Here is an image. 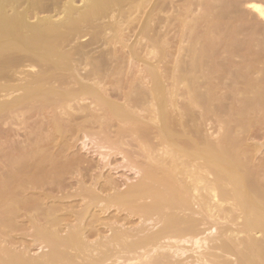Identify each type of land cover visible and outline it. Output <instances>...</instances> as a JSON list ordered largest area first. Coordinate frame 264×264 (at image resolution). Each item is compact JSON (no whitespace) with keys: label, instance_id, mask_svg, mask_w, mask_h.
Returning a JSON list of instances; mask_svg holds the SVG:
<instances>
[{"label":"bare ground","instance_id":"1","mask_svg":"<svg viewBox=\"0 0 264 264\" xmlns=\"http://www.w3.org/2000/svg\"><path fill=\"white\" fill-rule=\"evenodd\" d=\"M136 1L137 0H83V5L78 7L75 5V0H0V97L3 95H1V93L4 92L5 94L14 89L9 82L19 80L14 78V76L17 77L19 73V67L27 63L26 66L37 68L34 74L28 77L25 75L27 78L21 79V82L17 84L18 86L16 85V91H23L21 92L23 93L22 96L14 101L8 100L1 102L0 100V121H5L6 119L4 118H6L7 115L19 109H28L29 111L34 109L37 113V111L43 107L47 112L41 114V112H44L42 110L41 112L39 111L40 114H38L42 116V119H47L50 114L47 117L45 116L46 118H44V115H47L48 112L51 113L50 110L56 109L57 111L61 109L64 111L67 108H73L72 105L78 103L76 101H84V99L85 102H87L86 99H90L88 100L89 102H94L93 107L95 105V108L97 106L99 107L100 111L96 110V112L100 113L102 111L105 114L101 112L103 116L109 115L107 118L103 116L102 118L99 114L98 117L95 116L91 119V116L96 114L91 112L92 110L94 111V109L88 110L90 105L88 107V103L86 105L85 102L83 103L86 107H82L83 105L81 106L82 108L79 107L81 108L79 114L77 113L79 108H77L78 110L76 113L74 112L75 115H83L84 118H82V120H85L82 121L85 123H81V126L78 127L76 124H73L76 125V127L72 128V123L77 119V116L66 114L65 112L64 116L66 115V119L54 117L53 115L58 113H51L53 117L51 115L49 117L53 119L50 118L52 119L50 122H48L49 120H42L41 117L37 115L38 119L37 121L34 120L35 123L39 121V118L40 121L48 122V125L51 126V129H49L50 134L47 133L48 135L43 136L40 133V131L43 130L42 132H44V130H46L44 129L46 123H44L43 129L41 127L39 130H42H38L42 138L40 135L31 132L29 134L32 138L35 137V135L41 138L38 140V138L35 137L36 139L33 138L34 140H32V138H29L30 135L26 134L24 140L28 139L27 144L34 146L31 147L29 145L28 148L26 144L24 147L27 148L23 149L24 147H22L21 150L16 149V152H14L15 150H13L11 146V148H7L6 146L9 147L10 144L14 143L17 139H15L16 134L17 137H19V133L14 132L15 135L13 136L15 137L9 135L12 137V139L9 138L11 139L10 141L6 139L8 136L5 137V131L1 133L3 128L0 125V134L4 135H1V137H3L1 140L3 141L0 142L3 143L8 141L7 144L11 142L9 145L6 144L3 146L0 143V237L2 238L8 235V237L11 238L14 233L18 234L19 232L29 230L28 233L20 237L26 236L25 238L28 237L29 240L32 241L28 240L31 244L27 243L29 245L26 246L27 244H23L26 242V240H24L25 238H22V240L25 241H22V244H17V241L13 238V240H15V243H13L15 245L13 246L12 243H10L13 240L9 238L10 240L7 242L8 245L13 246L11 248L5 243L2 244L1 240L0 264H75V262L79 264H102L108 260L111 261L114 259L117 261L120 259L123 262H129L131 258L137 259V261L134 260L136 264H180L182 261H176V259L173 258L175 256L172 254L183 255V252H181L182 249L175 248V251L172 253L173 250L171 251V248L173 246L171 241L174 240V244L176 243L178 246H180L182 242H191L192 246L194 243L199 249L200 243L202 242H200L202 239L198 238L202 234V230L199 229L200 226L207 227V229H204L205 231L216 226L218 229L222 227L220 231L224 232V235L229 231L226 226L223 227V225L220 226V224L218 226L217 220L220 219L223 221L227 220L225 223L227 226H235L237 232H235L236 235L232 240H234V238L238 240V236L240 238L243 235V237L240 238L241 240L239 241L234 240L232 242L229 238L227 239L228 241L223 238L225 242L227 241L226 243H230H221L219 249H222L224 251L223 253L226 252L229 253V255L238 256L237 259L239 258V264L264 263V164H262L264 158L261 161L257 157L264 149V145H260L257 141V135H255L257 136L256 138L253 135L258 142L257 144L255 143L256 141L253 140L254 138L252 139V133L254 131L252 129L256 128L255 134H258L257 130H261V123L264 121V64H262V62L264 63V24H261V21H264V0L226 1L227 5L231 3L232 7L244 4V7L247 6V8L251 10V16L256 20V25H254L252 21V26L254 27L251 28L252 30L256 29L257 33L254 32L256 36H259V40L255 39L256 43H254L255 40H250L251 44L248 41H244L245 43H242L244 44L243 50L239 36L240 32L242 33V31H245V25L247 26V24L250 23L246 22L247 24H245V21H247L249 17L245 20V14L244 17H242L243 14L239 17L240 14L236 13V15L238 14L236 17L237 22L235 23L230 19L234 22L233 25L239 23V25H237L238 27L234 25L237 30L236 32L234 31L236 34L232 32L235 37L230 41L232 45L230 44L231 48L229 46V49H231L232 52L230 53H232V55H229V57L232 56V62L231 67L229 66V74H227V78L231 84L232 81L234 83L232 86L235 91L232 92L234 96L231 102H233V111L234 114L237 115L236 117L239 119V122L235 124L236 126L234 123L237 122V120L235 122L232 121L233 124L228 123L229 127H231L230 125L235 126V128L233 126L235 134H232V128L228 127L227 132H224L225 134L222 135V138L220 140L215 139L214 141V138L211 140V137H206L202 132L203 126L206 125L204 122H206V118L209 114L215 115L209 113L212 106H214V96L211 94L212 91L210 89L208 90H210L211 93L207 90L208 93L206 94L198 91L199 89L197 88L193 89L191 87L193 86L192 84L184 82L187 79L186 77H188L187 71L190 67L187 71L184 70L187 72L186 76L182 75L184 72L177 66L175 71L171 70L174 72V75H172L173 83L170 89L171 91L169 90L170 92H168L165 85L160 81L156 70L153 68L149 69L151 67H144L148 69L145 70L147 71V73L145 72L146 80H148L146 87L142 84L145 80L142 81L140 75V78L133 80L130 86L129 83H126L129 86H127L128 90L124 88L126 85H124L125 82H123L122 85L124 87H121H123V90L126 89L128 93L125 92V95L122 93L124 98L121 100V103L119 102L122 98L121 96L119 100L115 99L117 88H119L118 91L122 90L119 84L114 85V88L109 85L111 87L109 90L111 91L101 90L100 87L105 85L106 81L103 79V75L102 78H100L99 75L102 68H107L109 66L108 63L110 61L107 58L108 55L106 57V55L103 54L105 52H102L103 55L101 54V56L97 58V54L100 53V50L95 54L97 57L95 55L93 56V59H96L94 62L92 61L93 59L89 57L91 55L88 56V51L85 48L86 46L84 47L80 43L78 45L76 40L83 38V36L85 38L86 35L91 34V44L96 43V45H98V43L100 44V41H102L105 43V46L103 45L104 47H106V44L112 46L113 43L119 45L123 40L121 39L123 37L119 34V32H121L120 27L126 21L130 22V20L128 21L124 16L130 13L132 17L138 13L136 5L139 3V0ZM135 3L136 5H134ZM234 8L232 9L234 10ZM114 13L118 15L119 21H122L121 24L118 20L116 21L118 18H116L117 15L115 16ZM254 13H256L257 16H254ZM42 14L47 15L41 16ZM109 15L113 16L110 17ZM209 15H211L210 12ZM54 16H59V18L54 20ZM221 17H224L223 14ZM226 17L227 16H225V18ZM104 18H111L112 22L111 20H107L110 23H97V21ZM121 18H123V20ZM124 18L126 21H124ZM113 19H115V21H113ZM32 20H34V22H32ZM232 21H230V26L232 25ZM131 22L133 21L131 20ZM134 25L135 24L132 26L134 27ZM149 25H146L143 31L146 35L149 31ZM219 25H221V23ZM126 27L124 30L127 32L128 30ZM240 27L244 30L240 31ZM226 29H224V33ZM106 30L108 34L112 32V34L108 35L109 37H104L102 35ZM220 31L221 30H219V32ZM107 32L105 33L107 34ZM124 32L125 31L122 32L123 35ZM127 34H130V32L128 31ZM205 35H207V32ZM242 35L241 37H243ZM246 35L247 34H245V36ZM229 37H231V35ZM124 39L126 38L124 37ZM148 40L151 39L149 38ZM243 40L244 39H242V41ZM117 41H119L118 44ZM73 42H76L78 46H76V43L73 45ZM158 42H160V40ZM87 44L89 43H86V45ZM87 48L90 47L87 46ZM115 48L117 47L115 46ZM115 48L111 47L109 50L116 53L118 49L114 50ZM246 48L247 54L255 48L260 50L259 53L257 52L258 50L255 51L257 52H254L255 55L253 52L249 53V55L253 53V55L256 56L254 57L256 61L252 59L254 62H251L249 57L246 56ZM133 49L135 48L133 47ZM133 49L131 51H133ZM107 50L108 49H106V51ZM114 52L110 54H114V56L118 55ZM118 52L120 53V51ZM135 53H137V51H134V54H132L136 56ZM119 55L118 58H120ZM138 56L134 57V59H137ZM115 57H112V59L116 61L122 60L121 58H124V55L123 57L121 56L120 59H116ZM145 59L144 61H146ZM125 61V58L121 61L122 63L117 61L121 64L119 63L116 65L117 68L115 70H118V66L120 67V65H123L122 67L125 69L124 64L126 67L128 65ZM113 63L112 69L109 67L111 69L110 73L114 70ZM128 63H130V61ZM259 63L263 66L261 67ZM258 64L260 67L257 66ZM82 66L83 69L86 68L85 70H87L88 66L89 68L93 66L94 69H92V71L87 70L88 72L85 71L86 74L80 77L77 73L78 70H81L79 68ZM122 67L120 68L123 72ZM130 68H132V66ZM191 68L193 67L191 66ZM193 69L196 70L195 66ZM130 70H127L126 73L129 71L132 74L128 73L127 75L123 72V74L128 76L125 77L129 78V75L133 77L134 71L132 72V70ZM105 71L108 70L105 69ZM138 72H142L143 74V71ZM121 73H116L119 78ZM96 74L97 76H95ZM102 74H104V72ZM93 75L94 77H90ZM176 75L178 76L176 77ZM20 76L19 78L23 77ZM194 76H196V74ZM144 77H142V79ZM90 78L98 80L95 82L92 81V79L90 80ZM85 79H89L94 85L92 83L88 84V80L85 81ZM111 79L112 78H110L109 81ZM120 79L123 80V78ZM114 80L113 78V81ZM198 81L199 80H197V82ZM195 82L193 83L195 84ZM100 84L102 85L100 86ZM180 84L185 85L182 88ZM65 85H67L70 90H68ZM74 85L78 87L75 90H73L75 87ZM106 86L110 88L107 84ZM178 86H181L180 88L183 90ZM212 87L210 86V88ZM179 89L182 91L181 93ZM107 91L110 92L111 95H115L112 100L111 95L108 96ZM121 92L117 94L120 95ZM179 93L181 94V98H178L180 95ZM116 98H118V96ZM114 99L115 101H113ZM73 101L75 103L70 106L69 103ZM222 101L224 100L222 99ZM78 105L79 104H77V106ZM190 107H193V110H191ZM36 108L39 110H36ZM47 108H49V111ZM245 110H248L247 113ZM20 112V115L23 114L22 117L27 116V114L24 113L26 111ZM202 112L206 113V115L203 116ZM59 113L61 116V112ZM230 116L234 118L233 113ZM223 121L225 122V120ZM257 121L260 123L259 126L261 128H257ZM216 122L222 121L217 120ZM40 123L41 122H39V124ZM83 124L87 125L82 126ZM209 125H211V123ZM221 125L220 123V127L222 128L223 126ZM96 126H98V130H94ZM113 126L117 127L115 128V132L112 130ZM45 127L48 131L49 126L47 127L46 125ZM75 132L78 136L83 135L86 141L92 142L95 145L94 148L96 152L100 151V153H102L103 150L107 151H103L102 153V159L105 161L102 168L105 169L110 166L111 156L116 157L121 155L125 162V164H122L124 166L121 167H124L125 170L127 169V171L129 170L130 172L134 171V174L137 176L135 182L134 180L130 183L124 182L123 188H121L120 182L119 184H115L110 182L112 180L102 184V176L94 174V171H96L93 170L95 164L93 167L90 164L92 162L88 163V160L81 158V156H79L80 158L77 157L78 154L75 156L73 153L75 157L68 155V152L74 149L76 142L80 141V139L76 137L75 139L72 138L75 144L69 142V138L73 136ZM8 133L10 134V131H8ZM113 133L115 134L112 135ZM262 136L264 137V133ZM29 139L34 142H31L32 144L28 143L30 142ZM35 140L37 141L35 142ZM247 140H252L255 145L245 146L244 142ZM259 140L261 139L259 138ZM20 142L21 141H17V144ZM24 143H21V145L18 144L19 147L25 145ZM86 144H83V148H86ZM18 145L15 146L18 147ZM9 152L10 154L12 152V154L10 155ZM256 159L261 162H256ZM253 162L257 163L258 166H255L256 164H253ZM98 169H100V167ZM74 187H76V189H73ZM54 192H57L58 195H54ZM76 200L81 201V205L76 202L78 207L80 206L81 208L78 211L73 210L71 205L68 206V203L75 202ZM93 208L99 209L102 215H105V213H108V211L112 209H116L118 213L125 214L124 219L127 223L125 220L123 221H125L126 224H130L135 218L139 219L140 222L137 226H132V228L126 227L127 229H122L125 227L121 225V227L117 225H115L116 227H113L114 225H110L109 227V224H107L108 228L111 229V236L109 234V237L103 241L98 242L97 239L96 242L92 243L88 239L89 237H94L97 234L96 237H100L101 235L99 234L100 230L97 231L94 226V221L99 219L97 214L92 216L91 222L88 223L89 229L84 225L86 224L87 216H89V211ZM25 222H27V224H25ZM86 228L88 231L90 230L88 232L89 235H86L87 238L84 236L87 231ZM10 233L12 234L10 235ZM232 233V235L235 234L234 232ZM255 234H259L261 239L256 237L259 239L256 240L254 238ZM228 236L226 235L225 237ZM165 239L167 242H170L171 246L168 243L169 247L166 248L167 251H165L166 249L160 251L159 249L162 248V246H158V248L157 245ZM3 240L5 242L4 238ZM207 241L206 243L203 242L207 244ZM212 241L216 242L215 239ZM165 242L163 243L165 244ZM233 242H236V244H232ZM163 243L162 245L164 246ZM204 243H201V247L204 246ZM17 245H22L24 247L21 248L22 246H19L20 248H18L16 247ZM216 246L218 248V245ZM34 247H40L41 251L42 249L48 250L41 254L30 255V250ZM180 247L182 248V246ZM215 247L214 249H216ZM208 248H210V246ZM144 249L149 251H145V256L143 253L141 254ZM168 249L171 252H169ZM152 250L155 253H150ZM183 251H185V249ZM135 252L139 253V256H135ZM94 253H96V255ZM133 254L135 257H131ZM140 254L143 256H140ZM203 258L204 261H206L205 257ZM198 261L203 260L201 258V260ZM181 264L184 263L182 262Z\"/></svg>","mask_w":264,"mask_h":264},{"label":"rangeland","instance_id":"2","mask_svg":"<svg viewBox=\"0 0 264 264\" xmlns=\"http://www.w3.org/2000/svg\"><path fill=\"white\" fill-rule=\"evenodd\" d=\"M138 1V0H137ZM136 1V2H137ZM145 1V0H144ZM143 0L141 1V0H139L138 2L139 3H137V5H136V3L134 4V5H136L137 7L136 8H138L137 10H138V13H136V15L134 16V18H133V16L131 17V15H130V13H127L124 17H126V19L129 21L130 20V22H127L126 21V19L124 18V21H126L124 24H122V28L120 27V24H121V22L119 21V17H118V15L116 14V13H114L115 14V16H116V18H118V19H116V21L118 20L119 22H120V24H119V27H120V31L121 32H119V34L123 37V38H121V39H123L122 40V43H119V45H115L114 43H113V45L112 46H110V44L108 45V44H106V47H104L105 46V43H103L102 41H100L101 43L99 44L98 43V45H96V43H93V44H91L90 42H91V34H89V35H86V37L84 38V36H83V38H79L78 40H76V42H78V45H79V43L80 44H82V46H86L85 48L87 49V53H88V56L89 55H91V56H89L91 59H93V56L95 55V54H97L100 50V53L99 54H97L98 55V57H97V55H95L97 58H99V56H101V54H102V52H105V53H103L104 55H106V57H107V55H108V59H109V63H108V69L107 68H102L101 70H100V75H99V77L100 78H102V75L104 76L103 77V79L106 81V84L109 86H113L112 88H114L115 86L114 85H120L119 87H120V89H122L121 91H118L119 90V88H117V91L118 92H121V94L120 95H118L117 93V91H116V97L118 96V98H116L115 97V95L113 94V95H111L110 94V92H108V91H111V90H109V89H111V87L110 88H108L107 86H106V84L105 85H102V84H100V86L102 85V87L104 88H102V87H100L101 88V90H108L107 92H108V96H110L111 95V100L115 97V99H117V100H119V98H121L120 99V103L122 102L121 100H123V98H124V95H125V92H127V84L126 83H129V86H130V83H132V81L133 80H135L136 78H140L139 77V75L141 76V80L143 81V80H145V81H143V83L142 84H144V86L146 87L147 86V84H148V80H146V73H147V71H145V70H148V69H146V68H144V67H151V68H149V69H155L156 70V73L159 75V78H160V81L165 85V87L167 88V90H168V92H170L171 90V86H172V83H173V77H172V75H174L173 73V71H171V70H174L175 71V69H177L176 68V66L178 67V68H181L182 69V71L185 73H182V75L183 76H186V73H187V75H188V77H186L187 79L184 81V82H186L187 84L188 83H190V84H192L193 86H191L193 89H195V88H197V89H199L198 91H200V92H203V93H208V91H209V93H211L210 92V90L212 91V95L214 96L213 98H214V102H213V105L214 106H212V109H210V111H209V113H211V114H215V115H210L209 114V116L206 118V122H204V124L206 123V125L205 126H203V128H204V130H203V128H202V132L205 134V136L206 137H211L210 139L212 140V138H214L213 139V141L216 139V140H220L221 138H222V135L223 134H225L226 132H227V129H228V125L229 124H233V122H235L236 120H237V122H235L234 123V125L236 124V123H238L239 122V119H237V115L236 114H234V111H233V102H231V101H233L232 99H233V93L232 92H234L235 91V89H233V86H232V84L234 85V83H233V81H232V84H231V82L228 80V75L227 74H229V68L231 67V62H232V56H230L229 57V55H232V53H230V52H232L231 51V49H229V46H230V44L232 45V42H230L231 41V39H233V37H235V35L234 34H236L235 32L237 31L236 29H235V26H237V25H239V23L238 24H234L233 25V23L235 22H237L236 21V17L238 16V14L236 15V13H239L240 15H239V17L241 16V14H243L242 15V17H244L245 15V20L249 17V19L247 20V21H245V24H247L246 22H250V23H248L247 24V26H249V27H247L246 25H245V34H247L246 36H245V34H244V32L242 31V30H244L242 27H240V31H242V33L240 32V36H239V38L241 39L240 40V42H241V46L243 47L244 46V44H242V43H245L246 41H248V42H250V40L251 41H254L255 39H258L259 40V36L257 35H255V32H256V29L254 30H252V28L254 27V26H252L253 25V22H254V25H256V20H254L253 19V17L251 16L252 15V12H251V10L250 9H248L247 8V6L246 7H244L243 5H238V6H231V3H229L228 5H227V2H232V0H146L145 2H144ZM227 1V2H226ZM238 1H240V0H233V2H238ZM215 2H216V4L217 5H219V6H217L216 4H215ZM144 3H145V6H144ZM221 3V4H220ZM226 3V4H225ZM138 4H140V5H138ZM143 4V5H142ZM149 4V5H148ZM201 4V5H200ZM75 5L76 6H78V7H80L81 5H83V0H75ZM193 5V6H192ZM201 7H200V6ZM149 6V7H148ZM158 6V7H157ZM197 6V7H196ZM207 6V7H206ZM216 6V7H215ZM223 6V7H222ZM227 6H228V8H227ZM146 7V8H145ZM195 7V8H194ZM214 7V8H213ZM218 7H220V8H218ZM230 7H232V8H236V7H238V8H236L237 9V11H236V9L234 8V10L232 9V8H230ZM216 8V9H215ZM135 9V8H134ZM140 9V10H139ZM227 9V10H226ZM248 10H250V11H248ZM134 11V10H133ZM230 11V12H229ZM234 12V14H233V12ZM236 11V12H235ZM240 11V12H239ZM248 11V12H247ZM135 12H136V10H135ZM135 12H134V14H135ZM191 12V13H190ZM209 12L211 13V15H209ZM222 12V13H221ZM243 12V13H242ZM207 13H208V15H207ZM132 14V13H131ZM151 14V15H150ZM202 14V15H201ZM221 14V15H220ZM222 14H223V16L224 17H221L222 16ZM225 14V15H224ZM228 14H229V17H228ZM233 14V15H232ZM245 14V15H244ZM248 14H250V15H248ZM44 15H47V14H42L41 16H44ZM232 15V17L230 18V16ZM234 15H235V17H234ZM256 15V13H254V16ZM110 17L111 16H113V15H109ZM108 16V17H109ZM212 16V17H211ZM213 16H214V18H213ZM216 16V17H215ZM222 18H220V17ZM225 16H227L226 18H225ZM257 16V15H256ZM201 17V18H200ZM203 17H205V18H203ZM208 17H210V18H208ZM59 18V16H54L53 17V19L54 20H56V19H58ZM132 18V19H131ZM225 20H224V19ZM229 18V19H228ZM235 18V19H234ZM122 20H123V18H121ZM120 19V20H121ZM152 19V20H151ZM199 19V20H198ZM213 19H214V21H213ZM217 19V20H216ZM227 19V20H226ZM230 19H232V20H230ZM109 20H111V18H104V19H102V20H99V21H97V23H99V24H106L107 22ZM131 20L133 21V22H131ZM205 20V21H204ZM210 20V21H209ZM262 20V19H261ZM113 21H115V19H113ZM123 21V22H124ZM134 21H135V23H134ZM217 23H216V22ZM220 21V22H219ZM230 21H232L231 23H232V25L230 26L229 24H230ZM253 21V22H252ZM32 22H34V20H32ZM111 22H112V20H111ZM212 22V23H211ZM224 22H225V24H224ZM229 22V23H228ZM259 22V21H258ZM264 21L262 20L261 21V24H264L263 23ZM108 23H110V22H108ZM130 23V24H129ZM151 23V24H150ZM221 23V25H219ZM133 24H135L134 25V27L132 26ZM150 24V25H149ZM146 25H149V31H148V34L146 35V34H144L143 33V31H144V29H145V26ZM223 25V26H222ZM229 25V26H228ZM126 26H128V27H126V29L130 32V34H127L128 33V31L126 32V30H124L125 29V27ZM154 26V27H153ZM217 26V27H216ZM225 26V27H224ZM227 26V27H226ZM232 27V28H231ZM238 27V26H237ZM236 27V28H237ZM252 27V28H251ZM128 28H130V29H128ZM216 28H217V30H216ZM227 28V29H226ZM121 29H123V30H121ZM133 29V30H132ZM214 29V30H213ZM224 29H226L225 30V33L223 32L224 31ZM135 30V31H134ZM151 30V31H150ZM219 30H221L220 32H219ZM230 30V31H229ZM233 30V31H232ZM249 30V31H248ZM123 31H125L124 32V35H123ZM153 31V32H152ZM235 31V32H234ZM255 31V32H254ZM105 32H107V30L105 31ZM105 32H103L102 33V35L104 36V37H109L108 35H110V34H112V32L111 33H109L108 34V32H107V34L105 33ZM206 32H207V35H205L206 34ZM223 32V33H222ZM232 32H234V34L232 33ZM247 32V33H246ZM252 34H251V33ZM254 32V33H253ZM104 33H105V35H104ZM151 35H150V34ZM214 33V34H213ZM217 33V34H216ZM249 33V34H248ZM257 33V32H256ZM204 34V35H203ZM210 34H211V36H210ZM225 34H226V36H225ZM228 34V35H227ZM242 34H244V35H242ZM120 35H119V37H120ZM134 35V36H133ZM143 35H144V37H143ZM150 37H149V36ZM154 35V36H153ZM231 35V37H229ZM241 35L244 37H241ZM146 36V37H145ZM151 39V40H148L149 38ZM223 36V37H222ZM247 36H249V37H247ZM252 36V37H251ZM91 37V38H90ZM124 37L126 38V39H124ZM224 37H226V38H224ZM247 37V38H246ZM111 38V37H110ZM201 38V39H200ZM216 38H218V39H216ZM254 38V39H253ZM153 39H154V41H153ZM230 39V40H229ZM242 39H244L243 41H242ZM253 39V40H252ZM120 40V39H119ZM125 40V41H124ZM138 40V41H137ZM160 40V42H158ZM218 40V41H217ZM226 40H228V41H226ZM136 41H137V43H136ZM151 41V42H150ZM152 41H153V44H152ZM156 41H157V43H156ZM199 41V42H198ZM217 41V42H216ZM223 41V42H222ZM245 41V42H244ZM76 42H73L72 44L73 45H75L74 43H76ZM118 42L119 41H117V44H118ZM165 44H164V43ZM213 43V44H211V43ZM86 43H89V44H87L86 45ZM151 45H150V44ZM254 43H256V40L254 41ZM112 44V43H111ZM164 44V45H163ZM250 44H251V42H250ZM252 44H253V42H252ZM77 45V43H76V46H78ZM96 45V46H95ZM104 45V46H103ZM117 47V48H115V46ZM194 45V46H193ZM227 45V46H226ZM87 46L88 47H90V48H87ZM99 46V47H98ZM102 46V47H101ZM110 46V47H109ZM160 48H159V47ZM206 46H207V48H206ZM75 47V46H74ZM107 47H109V48H107ZM111 47H114L115 49L114 50H117L118 49V51H120V53L118 52V51H116V53L114 52V51H112V50H109V49H111ZM129 47V48H128ZM133 47L136 49H133ZM136 47H138V48H136ZM148 47V48H147ZM150 47V48H149ZM197 47V48H196ZM96 48V49H95ZM101 48V49H100ZM108 49L107 51H106V49ZM147 48V49H146ZM205 48V49H204ZM219 48V49H218ZM225 48V49H224ZM230 48H231V46H230ZM89 49V50H88ZM113 49V48H112ZM128 49H130V50H128ZM133 49V51H131ZM151 49V50H150ZM161 49V50H160ZM164 49H165V51H164ZM192 49V50H191ZM208 49V50H207ZM104 50V51H103ZM147 50V51H146ZM153 50V51H152ZM220 50V51H219ZM243 50H244V47H243ZM258 50V51H257ZM95 51H96V53H95ZM114 52L115 54H123L124 55V58H125V63L126 64H128L127 65V67H126V65L124 64V67H125V69L120 65V67H122L123 69V72H125V74H127L128 75V73H130V74H132L131 72H129L128 71V73H126V71L127 70H132V72H133V77H132V75H129L130 77V79L129 78H127L128 76L127 75H125V74H123V72L121 71V68L118 66V70H115L117 67H116V65H118L121 61H123L124 60V58H121V56L123 57V55L121 54V55H119L120 56V58L122 59V60H117V61H120L119 63L115 60V59H112V57H115V56H117V57H115L116 59L118 58V55H115L114 56V54L112 55V54H110V53H112V52ZM134 51L136 52L137 51V53H135L136 54V56H138L137 57V59L135 58L134 59V57H136V56H134L133 54H134ZM151 51V52H150ZM192 51V52H191ZM211 51V52H210ZM218 51V52H217ZM247 51V48L245 49V52ZM255 51H257L258 53H259V49H257V48H255L254 50H252V51H250V52H255ZM127 52H128V54H127ZM131 52V53H130ZM195 54H194V53ZM204 52V53H203ZM207 52V53H206ZM209 52V53H208ZM225 52V53H224ZM250 52H248V54H247V52L245 53V54H247L246 56H248L249 57V59L251 60V62H254V61H256V59H254V57H256V56H254L255 55V53H257V52H255L254 53V55H253V53H251L252 55H249V53ZM133 53V54H132ZM149 53V54H148ZM157 53V54H156ZM102 54V55H103ZM133 56H132V55ZM145 54V55H144ZM204 54V55H203ZM207 54V55H206ZM213 54V55H212ZM215 54V55H214ZM217 54V55H216ZM221 54V55H220ZM223 54V55H222ZM132 57H131V56ZM164 55H165V57H164ZM228 55V56H227ZM140 56H141V58H140ZM148 56H150V57H148ZM208 56V57H207ZM213 56V57H212ZM223 56V57H222ZM111 57V58H110ZM204 57V58H203ZM120 58H118V59H120ZM145 58H147V59H145ZM160 58V59H159ZM196 58V59H195ZM144 59L147 61H144ZM229 59V60H228ZM252 59L254 60V61H252ZM95 60L96 59H93L92 61H94L95 62ZM112 60H113V62H115V63H113L112 62ZM139 60V61H138ZM152 60V61H151ZM158 60V61H157ZM91 61V62H92ZM130 61V63H128V62ZM134 61V62H133ZM142 61V62H141ZM186 61V62H185ZM199 61V62H198ZM206 61V62H205ZM137 62V63H136ZM191 62V63H190ZM262 62V61H261ZM260 62V63H261ZM112 63H113V68H114V70H112V73H110L111 72V67H112ZM122 63V62H121ZM120 63V64H121ZM150 63V64H149ZM195 63V64H194ZM197 63V64H196ZM208 63H209V65H208ZM259 63V64H260ZM27 64V63H26ZM26 64H23L24 65V67H26V68H24L23 67V65L21 66V67H19L18 68V75H17V77L16 76H14V78L15 79H19L18 81H12V82H9L10 84H11V87L12 88H14V89H12V91H8V92H6L7 94H9V95H7L6 93V95L4 94V92L3 93H1V97H0V100H1V102H5V101H14V100H16L18 97H20V96H22V94L23 93H21V92H23V91H16L17 89H15V87H16V85L17 84H19L20 82H21V79H25V78H27L28 76H31L32 74H34L36 71H37V68H32V67H30V66H26ZM114 64H115V66H114ZM199 64V65H198ZM223 64V65H222ZM228 64H230V65H228ZM257 65V66H259L260 67V65ZM262 64H264L263 62H262ZM186 65V66H185ZM227 65V66H226ZM132 66V68H130ZM185 66V67H184ZM191 66L194 68V66H195V69L197 70H194L193 68H191ZM200 66V67H199ZM230 66V67H229ZM263 65H261V67H262ZM92 67V68H91ZM90 68H89V66H88V68H87V70H89V71H92V69H94L93 68V66H91ZM111 69H110V68ZM136 67V68H135ZM190 67V68H189ZM144 70H143V69ZM189 68V69H188ZM218 68V69H217ZM79 69H81L82 70V72H81V70H78V75L81 77V76H83V75H85L86 73H85V71H87V70H85V69H83V66L82 67H80ZM105 69L106 70H108V71H105ZM110 69V70H109ZM141 69V70H140ZM158 69V70H157ZM187 69H188V71H187ZM195 71H193V70ZM208 71H207V70ZM130 70V71H131ZM184 70H186V71H184ZM216 70V71H215ZM226 70V71H225ZM94 71V70H93ZM104 72V74L108 77H106L104 74H102L103 72ZM138 71H143V74H142V72H138ZM159 71V72H158ZM192 71V72H191ZM24 72V73H23ZM88 72V71H87ZM122 72V73H121ZM146 72V73H145ZM166 72H168V73H166ZM171 72H172V74H171ZM198 72V73H197ZM210 72V73H209ZM219 72V73H218ZM91 73V72H90ZM116 73H121V76H120V78H123V80L122 79H120L119 77H118V74H116ZM144 73H145V75H144ZM191 73H194V74H191ZM16 74H17V72H16ZM30 74V75H29ZM93 74V73H92ZM124 76H123V75ZM135 74H136V76H135ZM178 74V73H177ZM196 74V76H194ZM220 74V75H219ZM23 76L22 78H19V76ZM25 75L27 76V77H25ZM114 75V76H113ZM138 75V76H137ZM165 75V76H164ZM207 75H209V76H207ZM20 76V77H21ZM95 76H97V74L95 75ZM113 76V77H112ZM125 76H127V77H125ZM145 76V77H144ZM161 76V77H160ZM168 76V77H167ZM178 75H176V77H177ZM199 76V77H198ZM206 76V77H205ZM213 76V77H212ZM90 77H94V75L93 76H90ZM142 77H144L143 79H142ZM216 77V78H215ZM219 77V78H218ZM98 78V77H97ZM106 78V79H105ZM110 78H112L110 81H109V79ZM113 78L115 79L114 81H113ZM127 78V79H126ZM147 78H148V76H147ZM198 78H201V79H198ZM204 78V79H203ZM15 79H13V80H15ZM92 79V81H95L96 82V80H98V79H96V80H93L94 78H90V80ZM118 79V80H117ZM120 79V80H119ZM129 79V80H128ZM132 79V80H131ZM161 79H163V80H161ZM170 79V80H169ZM224 79V80H223ZM86 80H88V84H90V83H92L89 79H85V81ZM101 80V79H100ZM122 80V81H121ZM126 80V81H125ZM138 80V79H137ZM197 80H199L198 82H197ZM208 80V81H207ZM84 81V80H83ZM139 81H140V79H139ZM196 81V82H195ZM207 81V82H206ZM225 81V82H224ZM227 81V82H226ZM109 84H108V83ZM114 82V83H113ZM123 82H125V84L124 85H126L125 87L122 85L123 84ZM183 82V83H184ZM193 82H195V84L193 83ZM3 83V82H2ZM23 83V82H22ZM83 83H85V82H83ZM87 83V82H86ZM101 83H102V80H101ZM166 83V84H165ZM182 83V84H183ZM197 83V84H196ZM201 83V84H200ZM220 83V84H219ZM227 83V84H226ZM230 83V84H229ZM1 84V83H0ZM24 84V83H23ZM70 84H73V83H70ZM69 84V85H70ZM93 84V83H92ZM91 84V85H92ZM182 84H180L181 86H182V88L184 87V85H182ZM212 84V85H211ZM68 85V84H67ZM67 85H65L66 87H67V89L68 90H70V88L67 86ZM90 85V86H91ZM94 85V84H93ZM170 85V86H169ZM197 85V86H196ZM212 87V88H210V86ZM223 85V86H222ZM231 85V86H230ZM18 86V85H17ZM70 86H72V85H70ZM75 86V85H74ZM73 86V87H74ZM121 86H123L124 88H126V89H124L123 90V87H121ZM128 86V87H129ZM148 86H151V85H148ZM181 86H178L179 88L181 87ZM195 86V87H194ZM199 86V87H198ZM66 87H64V88H66ZM72 87V88H73ZM106 87V88H105ZM190 87V88H191ZM202 87V88H201ZM230 87V88H229ZM232 87V88H231ZM78 87L77 86H75L74 88H73V90H75V89H77ZM108 88V89H107ZM192 88H191V90H192ZM229 88V89H228ZM181 89V88H180ZM179 89V90H180ZM196 89V90H197ZM208 89H210V90H208ZM170 90V91H169ZM181 90H183V89H181ZM179 91L180 93L182 92V91ZM208 90V91H207ZM229 90V91H228ZM231 90V91H230ZM14 91V92H13ZM107 92H106V94H107ZM214 92V93H213ZM122 93L124 94L123 96H122ZM128 93V92H127ZM179 93V94H180ZM216 95V96H215ZM13 96V97H12ZM113 96V97H112ZM121 96V97H120ZM181 96V94L178 96V98H181L180 97ZM187 97V96H186ZM6 98V99H5ZM8 98V99H7ZM3 99V100H2ZM115 99L113 100V101H115ZM222 99L224 100V101H222ZM87 100V102H85V99H84V101H76V102H78V103H75L74 101L73 102H71V103H69L70 104V106H71V104H73V103H75V104H73L72 105V107L73 108H71L70 107V109H66V110H61V109H59V110H57L56 111V109L55 110H50V112L53 114V113H58V114H56V115H53L54 117L56 116V117H60L61 119H64L65 117H66V115L64 116V112L67 114H71V115H75L74 114V112L76 113V111L78 110L77 108H79V107H81L82 105V107H86V105H87V103H88V107H89V105H90V107L88 108V110L90 109V110H92V109H94V111L92 110L91 112H93V114H96V115H92V113H91V119H93V117H95V116H99V114H100V116L102 117L103 115L102 114H104L102 111V114H101V112L99 113V112H96V110L97 111H100L99 110V107L97 108H95V106L93 107V105H94V102L93 101H88V100H90V99H86ZM243 100V99H242ZM80 102V103H79ZM83 102H85V104L83 103ZM91 102H93V103H91ZM124 102V101H123ZM222 102V103H221ZM82 103V104H81ZM215 103V104H214ZM218 103V104H217ZM77 104H79L78 106H77ZM224 104V105H223ZM230 105V106H229ZM235 106V105H234ZM242 106V105H241ZM81 107V108H82ZM39 108V107H38ZM44 108V107H43ZM43 108H40V110L39 109H37L36 108V110H39L40 112L43 110L44 112H41V114L43 113V114H45V112H47V111H45ZM81 108H79V110H78V114H79V111L81 110ZM191 108V110H193V107H190ZM215 108V109H214ZM73 109V110H72ZM215 110V112H214V110ZM217 109V110H216ZM219 109V110H218ZM20 110V109H19ZM19 110H17V111H15V112H12V113H10L9 115H7V117L6 118H4V119H6L5 121L3 120H1L0 121V125H1V127L3 128V131L1 130V133H3L4 131V133H5V137H7L6 139H9V138H11L12 139V137H15V136H13V135H15L14 134V132H16V133H19L18 134V136L19 137H17V134H16V137H15V139H16V141H14V143H12V144H7V142H3V143H5V144H3V143H1L2 144V146L3 145H9V147L8 146H6L7 148H11L12 147V149L13 150H15L14 152H16V149H19V150H21V148L22 147H24V146H26V144H27V140H24L25 139V137H26V134L27 135H30L29 133H31V132H33V134H37V135H40V137L42 138V135L43 136H46V135H48V134H50V130L49 129H51V126L50 125H48V122H50L53 118V116H52V114L51 113H49L48 112V114L47 115H44V118H46L49 114L52 116V117H47V119H42V116L41 115H39L40 114V112L39 111H37V113H36V111H34V109L33 110H31V111H29L28 109H24V110H20V111H26V112H24V113H26L27 114V116H24V117H22V115L23 114H21L20 115V111ZM47 110L49 111V108H47ZM73 111V113H72V111ZM135 110V109H134ZM61 112V116H60V113L59 112ZM218 111H220V112H218ZM246 111V110H245ZM248 111V110H247ZM247 111H246V113H247ZM95 112V113H94ZM204 112V111H203ZM202 112V113H203ZM214 112V113H213ZM242 112H244V111H242ZM241 112V113H242ZM35 113V114H34ZM39 113V114H38ZM217 113H219V114H217ZM231 113V114H230ZM232 113H233V117L235 118H232V116H230V115H232ZM75 115V116H77L76 118L77 119H75V121H73V123H72V128H74V127H76V125H77V127L78 126H81V123H85V122H82V121H85L84 119L82 120V118H84L83 117V115L81 116V115ZM217 114V115H216ZM224 114V115H223ZM226 114V115H225ZM37 115H39L38 117H41V119L42 120H49L47 123L46 122H44V121H40V118H39V121L37 122V123H35V121L34 120H36L37 121V119H38V117H37ZM57 115H59V116H57ZM105 115V114H104ZM206 115V113H203V116H205ZM221 115V116H220ZM223 115V116H222ZM46 116V117H45ZM81 116V117H80ZM215 116H217V117H215ZM26 117V118H25ZM37 117V118H36ZM89 117V116H88ZM103 117H109V115L107 114V116H103ZM102 117V118H103ZM243 117V116H242ZM259 117V116H258ZM258 117H256V118H258ZM50 118H52V119H50ZM67 118V117H66ZM65 118V119H66ZM209 118V119H208ZM214 118V119H213ZM8 119V120H7ZM11 119V120H10ZM87 119V118H86ZM209 121H208V120ZM218 121H222V122H216L217 120ZM232 119H234V120H232ZM240 119H241V117H240ZM88 120V119H87ZM223 120H225V122L223 121ZM228 120H229V122H228ZM91 121V120H90ZM233 121V122H232ZM259 121V120H258ZM258 121H257V123L256 124H258V125H256L257 126V128L258 127H260L259 126V124L261 123L260 121V123H258ZM4 124H3V123ZM10 122V123H9ZM13 122V123H12ZM39 122H41L40 124H39ZM42 122H43V125H42ZM44 123H46V125H47V127L49 126V128H48V131H47V128L44 126ZM90 123V122H89ZM211 123V125H209ZM220 123L222 124L221 126H223L224 127V129H223V127L221 128L220 127ZM224 123V124H223ZM229 123V124H228ZM73 124H76V125H73ZM80 124V125H79ZM264 121H262V123H261V126H262V128H261V130L259 131V130H257L258 131V134H255V129L253 128H251L252 130H254L253 131V133H252V139L254 138L253 137V135L255 136V135H257L258 136V138H256L257 136H255V138L256 139H258L257 141L260 143V145H264V137L262 136L263 135V133H264ZM12 125V126H11ZM20 125V126H19ZM23 125V126H22ZM84 125H87V124H83L82 126H84ZM214 125V126H213ZM234 125H230L231 127H229V128H232V134H235V131H233V126ZM43 126H44V129H46V130H44V132H42L43 130ZM116 126V125H115ZM207 126V127H206ZM236 126V125H235ZM235 126H234V128H235ZM255 126V127H256ZM1 127H0V129H1ZM42 127V129H40V130H42V131H40L39 130V128H41ZM24 128H25V130H24ZM86 128H88V127H86ZM89 128H91V127H89ZM97 128V129H96ZM115 128H117V127H114L113 126V128H112V130L115 132ZM213 130H212V129ZM206 129V130H205ZM217 129V130H216ZM226 129V130H225ZM40 131V133L42 134H40V133H38L39 131ZM75 130V129H74ZM73 130V131H74ZM94 130H98V126H96L95 127V129ZM8 131H10V134L8 133ZM24 131V132H23ZM25 131H26V133H25ZM29 131V132H28ZM93 131V130H92ZM112 131V132H113ZM205 131V132H204ZM257 131H256V133H257ZM21 132V133H20ZM225 132V133H224ZM263 132V133H262ZM7 133H8V135H7ZM48 133V134H47ZM260 133V134H259ZM261 133H262V135H261ZM22 134H24V135H22ZM32 134V135H33ZM115 133H113L112 135H114ZM213 134V135H212ZM1 135H3V134H0V137H1ZM12 136V137H10V136ZM37 135H35V137H37L38 138V136ZM220 135H221V137H220ZM4 136V135H3ZM34 136V135H33ZM74 136V137H73ZM73 136H69L70 138V140H69V142H73L74 144H75V141L73 140V139H75L76 137H78V139H80V141H77L76 142V144H75V146H74V149H72V150H70L69 152H68V155H71L72 157H75L76 156V154H78L77 155V157H79V156H81V158H84V159H86V160H88V163L89 162H92V163H90L93 167H94V164H95V167H94V169L93 170H98L97 172L96 171H94V172H92V173H94L95 175H101L102 176V184H105V182H108V181H110V180H112V181H110V182H113V183H115V184H119V182H120V186H121V188H123V183L124 182H126V183H130V182H133V180H134V182H135V178L137 177L136 176V174H134V171L133 172H130L129 170L127 171V169L125 170V168L124 167H121V166H124V165H122V164H125V162H124V159H122L123 157L121 156V155H119V156H116V157H114V156H111V160H110V166L109 167H106L105 169L104 168H102L103 167V163H105V161L102 159V156H103V151H106V150H101L102 151V153H100V151L99 152H96V150H95V145L92 143V142H89L88 140V142L85 140V138L83 137V135H79L78 136V134L75 132L74 133V135ZM35 137H33V138H35ZM79 137H81V138H79ZM208 137V138H209ZM218 137V138H217ZM261 137H263V138H261ZM3 137H1L0 138V141H3V140H1ZM20 138V139H19ZM29 138H32L31 137V135H30V137ZM32 138V140H34ZM41 138H38V140H40ZM73 138V139H72ZM84 138V139H83ZM255 138L253 139L254 141H256L255 140ZM259 138L261 139V140H259ZM5 139V138H4ZM11 139H9L10 141H11ZM15 139H13V140H15ZM36 139V138H35ZM32 140H30L29 139V141L30 142H28V143H31V142H34V141H32ZM17 141H21L20 143H18V144H20L21 145V143H24V142H26V143H24L25 145H23V146H20L19 147V145L17 144ZM37 140H35V142H36ZM56 141H58V140H56ZM252 143H251V142ZM255 142L256 144L258 143V142ZM79 142V143H78ZM86 142H87V144H86ZM0 144V145H1ZM32 144V143H31ZM33 144H35V143H33ZM83 144H86V148L84 147L83 148ZM94 146H93V145ZM244 144H245V146H247V145H255L254 143H253V141L252 140H247L246 142H244ZM15 145H18V147L17 146H15ZM28 145V144H27ZM30 145V144H29ZM29 145H28V148H29ZM11 146V147H10ZM31 146V145H30ZM32 146H34V145H32ZM31 146V147H32ZM5 147V148H6ZM17 147V148H16ZM4 148V147H3ZM6 148V149H7ZM25 148H27V147H24L23 149H25ZM57 149V148H56ZM55 149V150H56ZM8 150V149H7ZM6 151V150H5ZM10 151V150H9ZM12 151V150H11ZM13 152V151H12ZM12 152H11V154H12ZM17 152H19V151H17ZM72 152V153H71ZM76 152V153H75ZM107 152V151H106ZM75 154V156H74V154ZM9 154H10V152H9ZM10 154V155H11ZM102 154V155H101ZM105 154V153H104ZM258 159L259 160H261L262 161V159L264 158V149L261 151V154H259L258 156ZM80 158V157H79ZM88 158V159H87ZM258 159H256L257 161L256 162H258V163H260L259 161H258ZM104 162H103V161ZM98 162V163H97ZM101 162V163H100ZM124 162V163H123ZM263 163L262 164H264V159H263V161H262ZM100 163V164H99ZM253 164H256L255 166H258L257 165V163H254L253 162ZM100 167V169H98ZM102 168V169H101ZM100 170V171H99ZM101 171H102V173H101ZM99 172V173H98ZM91 173V174H92ZM97 173V174H96ZM71 177V176H70ZM69 177V178H70ZM67 179V178H66ZM117 182V183H116ZM76 185V184H75ZM75 185H73V186H75ZM76 187H77V185H76ZM76 187H74L73 189H76ZM50 190V189H49ZM48 190V191H49ZM73 191V190H72ZM49 193V192H48ZM55 194L54 195H58L57 194V192H54ZM76 202H78V204L79 205H81L80 203H81V201L80 200H76L75 202L73 201V202H70V203H68L69 205L68 206H72V208H73V210H76V211H78V210H80L81 208H80V206L78 207V204L76 203ZM75 203V204H74ZM51 204V203H50ZM77 204V205H76ZM95 214H97V216L99 217V219H96L95 221H94V226H95V228H96V230L97 231H99V234H101L100 235V237H96L97 235H95L94 237L92 236V237H89L88 239L92 242V243H94V242H96V240L99 242V241H103L104 239H106L107 237H109V234H110V236H111V232H110V230L111 229H109L108 228V226L110 227V225L111 226H113V227H116L115 225H117V226H119V227H125V228H122V229H127L128 227H131L132 228V226H137L138 224H139V219H137V218H135V219H133L132 220V224L130 223V224H126L127 223V221L124 219L125 218V214H123V213H118V211L116 210V209H112L111 211H108V213H105V215H102V213L99 211V209H97V208H93L91 211H89V216H87V221L85 222L86 224H84L85 225V227H87L88 229H89V227H88V223H90L91 222V220H92V216H94ZM97 217V218H98ZM116 217V218H115ZM122 218V219H121ZM20 220V219H19ZM117 220V221H116ZM123 220H125L126 221V223H125V221H123ZM21 221V220H20ZM95 222H97V223H95ZM217 222H218V226H219V224H220V226H222L223 225V227H225L226 226V228L229 230V231H227V233H226V235L228 236V234H229V236L228 237H225L226 235H224V232H222V231H220V228H222V227H220L219 229H218V227L216 228V227H213V228H209L208 230H204V229H207V227H203V226H200L199 227V229L200 230H202V236L200 235L198 238L199 239H202V240H200V242L201 243H206V241L207 240H209V238H210V240L212 239V238H214L215 239V241L216 242H214V241H212V240H214V239H212L211 241L209 240V241H207V244H205L204 243V248L203 247H201V243H200V246H199V249H198V247L193 243V246H192V243L191 242H188V243H185V242H182V244H180V246H182V248L180 247V246H178L176 243V246H178V247H174V240H170L171 241V244H172V248H174V249H172L171 248V251H172V253L175 251V248L176 249H182V251L181 252H183V255H181V254H179L180 255V257H179V255H174V254H172L173 256H175V257H173V258H175L176 259V261H182L184 264H225V263H227V264H237L238 262H239V258L237 259V257L235 256V255H229V253H223L224 251L221 249H219V245H221V243L223 244V242H225V240H227L228 238L229 239H231V242L232 241H234V240H237L236 238H234V240H232L233 239V237L236 235V233L235 232H237L236 231V228H235V226H227L225 223L227 222V220L225 221H223L222 219H220V220H217ZM102 223V224H101ZM120 223V224H119ZM25 224H27V222H25ZM107 224H109L108 226H107ZM225 224V225H224ZM121 225V226H120ZM123 225H125V226H123ZM107 226V227H106ZM150 226H152V225H150ZM127 227V228H126ZM86 228V229H87ZM94 228V227H93ZM94 228V229H95ZM118 228V227H117ZM88 229H87V231L85 232V237H86V235H89V231H88ZM19 231H21V230H19ZM24 231V230H23ZM13 232H15V231H13ZM12 232V233H13ZM16 232H18V231H16ZM29 232V230L27 231H24V232H19L17 235L14 233V235H13V237H8V235L7 236H5V237H0V241L2 242V244H7L8 245V242L7 241H9L10 239H12L13 240V238H15V240L17 241V244H22L23 242L22 241H24V240H26V242L25 243H23V244H27V243H30V242H28V240H29V238L27 239V238H25L26 236H24V237H20V236H23V234H25V233H28ZM204 232V233H203ZM219 232H221V233H219ZM232 232H234L235 234L234 235H232L233 233ZM12 233H10V235L12 234ZM223 233V234H222ZM230 233H231V235H230ZM216 234V235H215ZM217 235H218V237H217ZM221 235H224V236H221ZM19 236V237H18ZM214 236V237H213ZM237 236H238V233H237ZM236 236V237H237ZM212 237V238H211ZM215 237H217V238H215ZM231 237V238H230ZM243 237V235L240 237V238H242ZM259 238V239H261L260 237V235L259 234H255L254 235V238L256 239V240H259V239H257V238ZM3 238L5 239V242H4V240H3ZM10 238V239H9ZM19 239V241L21 242H19L18 241V239ZM22 238L24 239V240H22ZM87 238V237H86ZM208 238V239H207ZM225 240H224V239ZM238 238V240L237 241H239V240H241L240 238H239V236L237 237ZM87 239V241H89ZM207 239V240H206ZM15 240H13L12 242H10V243H12V245L14 246L15 244H13V243H15ZM218 240V241H217ZM29 241H31V240H29ZM89 241V243L91 244V242ZM166 241V242H165ZM204 241V242H203ZM228 241V240H227ZM226 241V242H227ZM19 242V243H18ZM32 242V241H31ZM163 242H165V244L163 243ZM163 242L161 241L158 245H157V247L159 246V247H161L162 246V248H160L159 250L160 251H163V250H165L166 248H168L169 247V245H168V243L170 244V242L168 241L167 242V240L165 239V240H163ZM213 242H214V244H213ZM225 242V244H228V243H230V242H228V243H226ZM9 243V244H10ZM162 243L164 244V246L162 245ZM217 243V244H216ZM31 244V243H30ZM171 244H170V246H171ZM174 244V245H173ZM232 244H236V242L234 243H232ZM10 246V245H8V246H10L11 248L13 247V246ZM29 244H27L26 246H28ZM183 245H184V247H183ZM203 245V244H202ZM214 245V246H213ZM216 245H218V248H217V246ZM19 246H22V245H17L16 247H18V248H20ZM210 246V248H208ZM212 246V247H211ZM216 246V247H215ZM9 247V248H10ZM24 246H22L21 248H23ZM158 247V248H159ZM201 247V248H200ZM214 247L216 248V249H214ZM38 248V249H37ZM164 248V249H163ZM208 248V249H207ZM162 249V250H161ZM185 249V251H183ZM45 250V251H44ZM46 250H48V249H42V251H41V248L40 247H34V248H32L31 250H30V255H37V254H41V253H44V252H46ZM141 251H142V249H141ZM145 251H148L147 249L145 250L144 249V251L143 252H141V254L143 253V255L145 254ZM165 251H167V249L165 250ZM168 251H169V249H168ZM171 251H169V252H171ZM187 251V252H186ZM34 253V254H32V253ZM40 252V253H39ZM137 252V251H136ZM135 252V253H136ZM139 252H140V250H139ZM149 252V251H148ZM152 252H154L153 250L150 252V253H152ZM185 252V253H184ZM155 253V252H154ZM95 255H96V253H94ZM140 254V256H143V255H141ZM153 254V253H152ZM171 254V253H170ZM196 254V255H195ZM197 254H198V257L200 256L201 258H202V260L203 261H198V260H201V258L199 257H197ZM94 255V256H95ZM134 256V254L133 255H131V257H133ZM135 256H139V253H136L135 254ZM134 256V257H135ZM145 256V255H144ZM181 256H182V258H181ZM205 257V260L206 261H204V258L203 257ZM235 256V257H234ZM178 259H177V258ZM198 259H197V258ZM184 258V259H183ZM183 259V260H182ZM237 259V260H236ZM124 260V259H123ZM131 260V261H130ZM134 260L135 259H129V262H130V264H136L135 262H134ZM194 260V261H193ZM197 260V261H196ZM135 261H137V259L135 260ZM126 262V261H125ZM123 262V261H121L120 259H119V261H117V260H111V261H106V262H104V263H102V264H129V262ZM131 262H133V263H131ZM181 262V263H182ZM203 262V263H202ZM206 262H208V263H206ZM180 263V264H181ZM263 263V262H262ZM75 264H79L78 262H75ZM239 264V263H238ZM264 264V263H263Z\"/></svg>","mask_w":264,"mask_h":264}]
</instances>
